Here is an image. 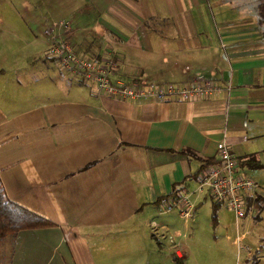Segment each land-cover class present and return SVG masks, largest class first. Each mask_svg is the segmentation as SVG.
I'll return each instance as SVG.
<instances>
[{
  "label": "crops",
  "instance_id": "1",
  "mask_svg": "<svg viewBox=\"0 0 264 264\" xmlns=\"http://www.w3.org/2000/svg\"><path fill=\"white\" fill-rule=\"evenodd\" d=\"M5 3L26 11L0 15L26 61L3 43L1 57L12 60L0 65V181L10 201L54 223L18 231L9 264H156L173 254L185 262L163 215L192 221L194 204L211 199L197 181L216 143L224 139L243 174L264 167L254 166L264 163V0ZM59 36L77 55L111 58L113 79L207 78L222 88L192 101L110 97L50 55ZM254 183L239 222L224 223L218 205L213 223L215 243H242L243 264H264V186ZM174 184L192 199V218L154 204Z\"/></svg>",
  "mask_w": 264,
  "mask_h": 264
},
{
  "label": "built area",
  "instance_id": "2",
  "mask_svg": "<svg viewBox=\"0 0 264 264\" xmlns=\"http://www.w3.org/2000/svg\"><path fill=\"white\" fill-rule=\"evenodd\" d=\"M54 26L68 29V22L59 20ZM49 52L70 76L92 83L98 93L119 99L161 101L175 98L192 101L207 98L222 88L218 82L207 78L182 83L113 79L116 64L111 58L77 55L61 36L52 39ZM228 88L226 85L225 89ZM256 187L253 180L238 170L236 158L224 139L219 140L215 145V162L201 170L197 189L207 190L213 201L225 206L236 218H243L247 213L246 199L252 198ZM193 207L187 195H178L169 197L159 209L165 212L175 210L183 218H192Z\"/></svg>",
  "mask_w": 264,
  "mask_h": 264
},
{
  "label": "rangeland",
  "instance_id": "3",
  "mask_svg": "<svg viewBox=\"0 0 264 264\" xmlns=\"http://www.w3.org/2000/svg\"><path fill=\"white\" fill-rule=\"evenodd\" d=\"M7 0H0V15L5 16H15L17 17L26 13L25 10L21 9V7H17L14 5H8ZM7 22H2L0 25V65H4L7 62L12 60L10 55H7L6 62L1 57L3 54V43H9L11 49L15 51H19V53L13 54L14 59H18V62L23 63L25 60V50L17 47L15 39L7 38L9 29L11 27ZM262 126H264V117L258 119ZM261 145H263V138H261ZM251 146V145H250ZM253 149H248L249 151L254 150V145L252 144ZM246 176L249 177L254 182L258 183L261 186H264V167L261 169H253V170H245ZM192 201V199L189 197ZM197 209L194 212V219L191 221L190 219L184 220L182 218L177 217L174 213H170L167 215H163L167 217L168 222L170 223V227L168 230V235L174 242V245L181 250L184 257V264H196V259L202 256H210L213 257L217 254H224L227 256V261L225 264H243L242 258L239 256L242 254L241 247L242 243H234L232 244L230 241L228 242H214L212 235L213 230L215 229V224H212L210 212H211V199L206 196L203 201H197L194 204ZM223 206V205H221ZM223 210L224 215V223L230 222L235 225V223L240 220H236L233 213L224 207L221 208ZM264 218V211L262 212ZM168 223V224H169ZM164 232V231H163ZM249 232V230L247 231ZM166 235V236H168ZM12 238L11 234H6L0 238V264H9L10 259V251L12 249ZM169 256V255H168ZM228 257H230L228 259ZM187 259H190L188 261ZM156 264H176L172 258L167 257L166 259L160 258L157 260Z\"/></svg>",
  "mask_w": 264,
  "mask_h": 264
},
{
  "label": "trees",
  "instance_id": "4",
  "mask_svg": "<svg viewBox=\"0 0 264 264\" xmlns=\"http://www.w3.org/2000/svg\"><path fill=\"white\" fill-rule=\"evenodd\" d=\"M191 155V153H190ZM251 157H249L247 162H249ZM205 163L203 166L200 167V171L207 165L212 164L215 162V159L212 161L203 160ZM242 161V159H241ZM207 164V165H205ZM254 166L260 167L264 166L262 164H255ZM177 184L172 186L171 191L164 196L158 197L154 204L161 205L164 203L169 197L178 196V190L175 188ZM250 198L246 199V211L249 206ZM219 203L211 200V212L210 217L212 224L215 222V211L218 207ZM54 226V223L41 215H38L32 211L27 210L26 208L10 201L4 192L3 186L0 181V238L6 234H11L14 236L18 231L24 229H34V228H45ZM176 264H184L183 260L176 256L175 254L171 257Z\"/></svg>",
  "mask_w": 264,
  "mask_h": 264
}]
</instances>
